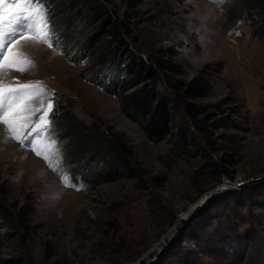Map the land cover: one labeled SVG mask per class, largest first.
<instances>
[{
    "label": "rangeland",
    "instance_id": "374dc122",
    "mask_svg": "<svg viewBox=\"0 0 264 264\" xmlns=\"http://www.w3.org/2000/svg\"><path fill=\"white\" fill-rule=\"evenodd\" d=\"M98 1L112 21L132 13L127 40L156 69L171 132L150 142L120 99L86 81L90 58L77 64L56 46L29 47L28 70H11L4 82H42L44 107L55 94L50 132L75 183L66 186L57 161L32 146L0 143V199L30 211L23 236H1L0 264H264V20L248 0H143L135 9ZM74 28H66L72 56L81 50ZM68 108L80 124L75 144L98 131L111 143L108 158L93 159L92 150L80 166L69 158L55 119ZM108 168L111 181L77 179ZM234 230L237 240L214 245ZM173 236L158 255L157 244Z\"/></svg>",
    "mask_w": 264,
    "mask_h": 264
},
{
    "label": "trees",
    "instance_id": "16d2710c",
    "mask_svg": "<svg viewBox=\"0 0 264 264\" xmlns=\"http://www.w3.org/2000/svg\"><path fill=\"white\" fill-rule=\"evenodd\" d=\"M142 1L127 0V6L135 9ZM248 1L250 8L264 20V0ZM40 3L48 10L52 30L59 41V52L77 64L90 58V65L85 72L86 81L96 84L115 99H120L124 116L133 122L150 142L157 143L169 136L170 108L162 97L156 69L153 64L142 60L127 40L126 20L131 18L132 13L126 11L124 19L112 21L111 15L98 0H40ZM69 24L76 25L74 29L80 36L78 46L81 50L76 56H72L68 51L69 45L66 42V28ZM70 110L68 108L55 117L56 130L62 139L68 141V149L72 150L69 151V155L72 153L69 158L75 161L77 166L82 164L80 158L86 156L89 150H92L89 152L93 159L108 158L111 143L104 140L98 131H91L88 139H85V144H75L72 138L80 124L73 121L74 116ZM98 144L103 146L99 147ZM114 172V169L108 168L105 172L95 173L91 177L79 174L77 179L85 184L98 185L115 179ZM29 215L30 211L25 206H8L0 199V238L4 236L6 240H11L16 236H23L28 229ZM237 234L236 230L221 233L214 245L223 248L228 245L226 242L237 240ZM4 264L23 263L21 259L15 258L5 261Z\"/></svg>",
    "mask_w": 264,
    "mask_h": 264
},
{
    "label": "snow or ice",
    "instance_id": "6c2138e0",
    "mask_svg": "<svg viewBox=\"0 0 264 264\" xmlns=\"http://www.w3.org/2000/svg\"><path fill=\"white\" fill-rule=\"evenodd\" d=\"M222 4L225 0H213ZM15 13V15H13ZM47 8L40 0H0V143L9 140L17 141L24 146H32L31 150L37 157L43 156L46 161L56 160L57 169L63 172L62 179L66 186H74V178L70 171L64 167V156L59 147L58 139L51 134L52 117L54 115V93L48 99L46 108L43 105V95L47 91L42 82L5 83V77L11 70L24 73L32 64L29 59L33 55L28 49L38 44L48 47H58L59 41L52 30L48 18ZM15 32L10 40V33ZM7 41V42H6ZM55 42V44L53 43ZM23 46V47H22ZM38 52V49H37ZM41 97L39 106L34 101ZM42 111L32 133L22 135L23 130L32 122V118ZM47 140L41 145L39 140ZM48 153L47 155L45 153ZM49 163V167H51ZM79 187H83L79 184Z\"/></svg>",
    "mask_w": 264,
    "mask_h": 264
},
{
    "label": "water",
    "instance_id": "95a60500",
    "mask_svg": "<svg viewBox=\"0 0 264 264\" xmlns=\"http://www.w3.org/2000/svg\"><path fill=\"white\" fill-rule=\"evenodd\" d=\"M174 236L173 237H171V238H169L166 242H164V243H158L157 244V248H156V251H157V254L158 255H160L162 252H164L166 249H167V247L170 245V243H171V241H173L174 240ZM161 244V245H160Z\"/></svg>",
    "mask_w": 264,
    "mask_h": 264
},
{
    "label": "bare ground",
    "instance_id": "6f19581e",
    "mask_svg": "<svg viewBox=\"0 0 264 264\" xmlns=\"http://www.w3.org/2000/svg\"><path fill=\"white\" fill-rule=\"evenodd\" d=\"M161 245V244H160Z\"/></svg>",
    "mask_w": 264,
    "mask_h": 264
}]
</instances>
